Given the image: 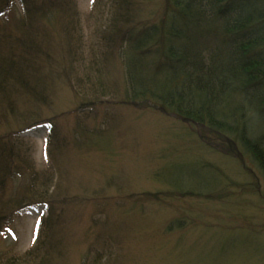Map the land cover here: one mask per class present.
Listing matches in <instances>:
<instances>
[{"label": "rangeland", "instance_id": "374dc122", "mask_svg": "<svg viewBox=\"0 0 264 264\" xmlns=\"http://www.w3.org/2000/svg\"><path fill=\"white\" fill-rule=\"evenodd\" d=\"M22 2L15 0L16 19L26 11ZM146 7L159 9L153 2ZM71 11L79 30L64 19L48 37L55 76L63 45H76L77 37L101 52L97 31L109 20L108 0H74ZM73 32L78 36L69 37ZM103 62L105 77L123 86V66L109 56ZM68 77L49 80L50 102L34 99L35 112L10 116L14 129L38 122L20 137L37 170L53 175L45 189L54 196L55 214L46 207L57 222L56 264H84L98 253L99 264H264V181L247 173L243 153L211 147L202 127L174 115L97 99L101 94ZM22 103L28 111L31 104ZM258 115L255 123L264 120ZM40 219L37 211H23L0 236V253L34 246Z\"/></svg>", "mask_w": 264, "mask_h": 264}, {"label": "trees", "instance_id": "16d2710c", "mask_svg": "<svg viewBox=\"0 0 264 264\" xmlns=\"http://www.w3.org/2000/svg\"><path fill=\"white\" fill-rule=\"evenodd\" d=\"M152 2L158 10L146 7ZM22 3L26 11L16 19L15 0H0V122L8 116L0 133V236L31 205L48 204L55 214L54 196L45 189L53 175L37 170L20 137L38 122L14 129L10 116L35 112L34 99L50 102L49 80L60 73L101 94L97 99L119 98L117 105L147 106L202 127L211 147L239 150L247 173L264 181V120L255 123L253 116L264 115V0H108L109 20L97 31L101 52L86 48L81 36L72 47L64 44L58 76L48 37L64 19L79 30L72 22L78 17L71 11L74 0ZM73 34L78 36L69 37ZM107 56L123 66V86L105 77ZM18 99L30 109H21ZM49 216L41 221L34 246L24 254L0 253V264H56L57 222ZM103 256L84 264H99Z\"/></svg>", "mask_w": 264, "mask_h": 264}]
</instances>
